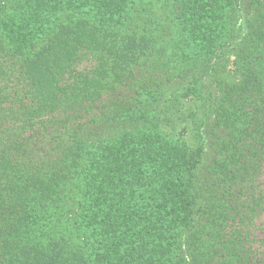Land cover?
<instances>
[{"label":"trees","instance_id":"16d2710c","mask_svg":"<svg viewBox=\"0 0 264 264\" xmlns=\"http://www.w3.org/2000/svg\"><path fill=\"white\" fill-rule=\"evenodd\" d=\"M230 2L0 0V264H264V0H248L241 82L208 103L202 170L107 126L139 119L127 90L153 100L182 53L214 54Z\"/></svg>","mask_w":264,"mask_h":264},{"label":"rangeland","instance_id":"374dc122","mask_svg":"<svg viewBox=\"0 0 264 264\" xmlns=\"http://www.w3.org/2000/svg\"><path fill=\"white\" fill-rule=\"evenodd\" d=\"M154 9L158 10L159 7ZM134 10L140 12L139 8ZM227 10V32L222 34L218 43L213 41L212 56H198L192 52L191 59H188L182 53L174 60V64H170L168 77H164L161 72L157 74L159 78L162 77L161 85L153 100L146 99L148 95L141 96L140 90L137 92L138 88L132 87L126 91L127 97L135 98L134 110L141 108V115L126 127L122 124L116 126L117 121L108 124V129H111L108 133L113 136V142L120 143L122 138L127 140L129 134L148 129L172 145L183 146L190 153H199L203 163L201 170L216 158L213 146L216 129L208 103L219 82L227 85L241 82L240 56L251 57V53L246 51L243 45L246 22L250 17L248 0H231ZM137 22L138 20L133 19L131 26L134 27ZM128 26L130 28V25ZM93 63L90 56L82 54L78 67H87ZM136 100H140V104ZM84 135L91 136L88 130ZM260 235L258 233V236Z\"/></svg>","mask_w":264,"mask_h":264}]
</instances>
